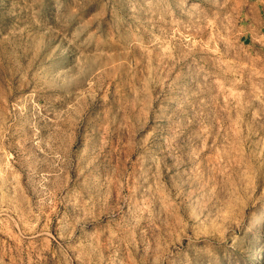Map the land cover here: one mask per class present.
I'll use <instances>...</instances> for the list:
<instances>
[{"label": "rangeland", "instance_id": "obj_1", "mask_svg": "<svg viewBox=\"0 0 264 264\" xmlns=\"http://www.w3.org/2000/svg\"><path fill=\"white\" fill-rule=\"evenodd\" d=\"M0 264H264V0H0Z\"/></svg>", "mask_w": 264, "mask_h": 264}]
</instances>
